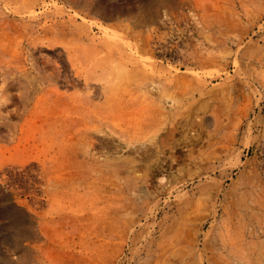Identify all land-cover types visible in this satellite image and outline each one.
Segmentation results:
<instances>
[{
    "label": "rangeland",
    "instance_id": "1",
    "mask_svg": "<svg viewBox=\"0 0 264 264\" xmlns=\"http://www.w3.org/2000/svg\"><path fill=\"white\" fill-rule=\"evenodd\" d=\"M0 186V264H264V0H0Z\"/></svg>",
    "mask_w": 264,
    "mask_h": 264
},
{
    "label": "water",
    "instance_id": "2",
    "mask_svg": "<svg viewBox=\"0 0 264 264\" xmlns=\"http://www.w3.org/2000/svg\"><path fill=\"white\" fill-rule=\"evenodd\" d=\"M2 204L6 205L7 209L9 210H16L19 213H24L23 210L18 209L12 204L11 196L8 194V192L4 187L0 186V205Z\"/></svg>",
    "mask_w": 264,
    "mask_h": 264
},
{
    "label": "bare ground",
    "instance_id": "3",
    "mask_svg": "<svg viewBox=\"0 0 264 264\" xmlns=\"http://www.w3.org/2000/svg\"><path fill=\"white\" fill-rule=\"evenodd\" d=\"M12 228H14V223L13 222L12 223H8V224H6L4 226V229L8 230V231H10Z\"/></svg>",
    "mask_w": 264,
    "mask_h": 264
}]
</instances>
